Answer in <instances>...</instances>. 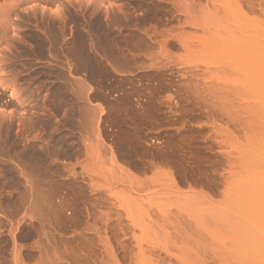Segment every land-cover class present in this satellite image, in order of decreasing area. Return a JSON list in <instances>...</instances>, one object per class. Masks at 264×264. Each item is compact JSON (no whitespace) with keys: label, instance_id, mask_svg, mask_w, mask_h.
<instances>
[{"label":"rangeland","instance_id":"rangeland-1","mask_svg":"<svg viewBox=\"0 0 264 264\" xmlns=\"http://www.w3.org/2000/svg\"><path fill=\"white\" fill-rule=\"evenodd\" d=\"M0 264H264V0H0Z\"/></svg>","mask_w":264,"mask_h":264},{"label":"bare ground","instance_id":"bare-ground-1","mask_svg":"<svg viewBox=\"0 0 264 264\" xmlns=\"http://www.w3.org/2000/svg\"><path fill=\"white\" fill-rule=\"evenodd\" d=\"M92 1H94V0H92ZM11 96V95H10ZM2 108V107H1ZM6 111V110H5Z\"/></svg>","mask_w":264,"mask_h":264}]
</instances>
